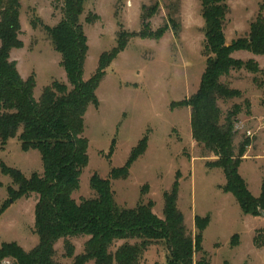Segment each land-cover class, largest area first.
<instances>
[{
  "label": "rangeland",
  "instance_id": "1",
  "mask_svg": "<svg viewBox=\"0 0 264 264\" xmlns=\"http://www.w3.org/2000/svg\"><path fill=\"white\" fill-rule=\"evenodd\" d=\"M20 4V49L12 50L22 79L33 77V96L39 99L43 89L53 81L67 84L60 55L42 26L54 27L62 18L61 0H18ZM224 24L226 44L246 38L264 0H228ZM150 32L161 37L139 38L142 17ZM98 19L89 24L86 18ZM37 21L34 28L32 23ZM87 39L88 52L83 67V79L88 80L97 70L99 57L116 46L121 32L135 34L105 70L96 89L98 106H89L84 115L83 137L88 141V164L80 175L79 189L72 194L76 203L96 197L89 181L96 174L110 180L114 203L122 209L151 202L152 212L163 219L164 194L178 183L176 206L183 215L189 234L197 233L195 218H208L202 232V252L193 255V264L202 257L209 264H264V210L255 216L243 213L236 198L224 193L226 184L221 169L210 168L215 157L198 146L191 136L190 109L174 107L194 95L205 70L203 56L204 22L200 0H86L80 17ZM245 52V51H238ZM251 53H237L234 59L248 61ZM264 69V57L259 61ZM258 65V66H259ZM260 75L245 70L231 72L221 81L239 90L241 97L220 102L224 116L234 104L242 106L237 116L234 146L248 138L250 146L238 172L248 192L258 198L264 178V101L263 89L253 81ZM245 101L250 102L246 114ZM146 140L144 154L131 164L126 179L113 180L112 170L122 168L140 141ZM20 171L25 177L43 172L39 152H23L17 138L0 148V164ZM0 246L16 243L25 252L38 244L34 233L35 194L13 200L7 189H17L0 169ZM262 212V213H261ZM236 236V239L233 238ZM88 237L70 238L74 247L71 258L65 256L63 240L55 246L57 264H73L74 257L83 253ZM233 241L237 245L233 246ZM135 241H130L133 244ZM123 241L115 243L114 252ZM166 245L155 242L143 253L138 264H167ZM3 260L0 264H12ZM87 264H93L88 262Z\"/></svg>",
  "mask_w": 264,
  "mask_h": 264
},
{
  "label": "trees",
  "instance_id": "2",
  "mask_svg": "<svg viewBox=\"0 0 264 264\" xmlns=\"http://www.w3.org/2000/svg\"><path fill=\"white\" fill-rule=\"evenodd\" d=\"M62 18L50 28L42 26L55 51L60 55L61 67L67 84L53 81L45 87L36 100L33 96L35 80L31 76L22 79L16 64L10 61L12 50L20 49V23L18 0H0V148L10 139L17 138L23 152H39L43 172L25 177L20 171L0 164L1 173L9 177L17 189L8 188L13 200L37 196L34 208V233L38 244L25 252L16 243L0 246V263L12 260V264H57L54 261V246L63 240L65 256L73 257L74 247L70 238L88 237L82 254L74 257L73 264H138L143 253L155 242H163L168 250L167 264H193L195 253L202 252V232L208 218H195L197 233H188L183 215L176 206L178 183L164 194L163 219L152 212V203L138 204L132 209L119 208L113 200L110 180H103L96 174L89 181L96 197L76 203L72 194L79 189V179L88 164V141L83 137L84 115L89 106L97 107L96 89L105 76V70L116 56L127 46L135 34L121 32L116 46L103 53L98 60L96 72L83 79V67L88 52L87 39L80 17L86 0H61ZM228 0H200L201 16L204 22L203 56L205 70L197 92L174 107L190 109L191 136L204 151L215 157L208 163L210 168L221 169L226 184L224 193L232 194L246 215L255 216L264 210V178L261 193L254 198L239 175L238 169L250 146L248 138L238 147L234 146L237 135L235 123L242 112V106L234 104L223 116L219 103L239 99L241 92L231 89L221 79L231 72L245 70L260 75L255 84L264 87V69L254 60L243 62L232 55L245 51L255 56H264V9L250 24L246 38H239L226 44L224 24L228 14ZM142 17L139 38L161 37L165 30L153 35L146 19ZM98 17L92 15L86 21L94 23ZM37 21L32 23L36 27ZM264 101V89H263ZM246 114L250 102L245 101ZM146 140L140 141L131 152L126 164L112 170L113 180L126 179L133 162L146 151ZM1 187V184H0ZM5 206L0 208V216ZM236 239V236L233 240ZM123 241L114 252L115 243ZM130 241H135L133 244ZM258 247L264 241L254 239ZM237 241H233V246ZM196 264H209L202 257Z\"/></svg>",
  "mask_w": 264,
  "mask_h": 264
},
{
  "label": "crops",
  "instance_id": "3",
  "mask_svg": "<svg viewBox=\"0 0 264 264\" xmlns=\"http://www.w3.org/2000/svg\"><path fill=\"white\" fill-rule=\"evenodd\" d=\"M237 53H245V52H236V54ZM264 56H251V57H249V59L248 60H254L258 65H259V60L260 59H262ZM259 67H260V65H259ZM261 68V67H260Z\"/></svg>",
  "mask_w": 264,
  "mask_h": 264
},
{
  "label": "water",
  "instance_id": "4",
  "mask_svg": "<svg viewBox=\"0 0 264 264\" xmlns=\"http://www.w3.org/2000/svg\"><path fill=\"white\" fill-rule=\"evenodd\" d=\"M262 213V212H261ZM262 215H264V213H262Z\"/></svg>",
  "mask_w": 264,
  "mask_h": 264
}]
</instances>
